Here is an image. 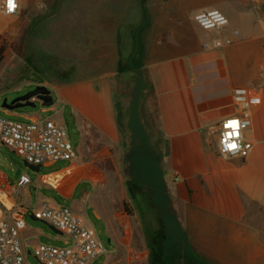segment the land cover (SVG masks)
<instances>
[{"label": "crops", "instance_id": "crops-1", "mask_svg": "<svg viewBox=\"0 0 264 264\" xmlns=\"http://www.w3.org/2000/svg\"><path fill=\"white\" fill-rule=\"evenodd\" d=\"M2 1L0 48L7 43L5 56L17 44L24 50L49 46V54L56 56L106 57L103 65L110 72L96 63L93 71L99 73L82 80L59 85L35 80L51 90L54 104L45 107L35 101L34 111L3 107L4 98L9 102L21 93L18 85L0 88V118L31 123L48 115L66 129L68 111L77 130L73 142L67 132L77 158L44 164L37 173L0 141V207L7 218L25 220L26 264H34L40 244H71L39 217L44 203L70 208L94 232L96 223L103 222L110 236L109 219L99 203L103 160L119 169L130 159L124 154L128 142L112 81L123 40L133 41L149 75L165 146L155 181L150 180L151 186L134 182L131 189L137 199L147 201L152 195L158 205L164 225L153 224L154 232L173 233L179 246L208 264H264V0H17L19 9L12 16L1 11ZM211 9L229 19L221 31L204 30L193 19ZM227 38L232 45L216 46ZM237 88L252 89L262 100L251 109L252 123L245 131L249 155L228 158L218 152L216 126L238 114L233 101ZM132 166L142 179H150V167L136 161ZM22 175L30 184L19 187ZM144 207L150 208L147 203ZM113 255L114 248L103 264ZM176 257L171 254L167 261Z\"/></svg>", "mask_w": 264, "mask_h": 264}, {"label": "rangeland", "instance_id": "rangeland-1", "mask_svg": "<svg viewBox=\"0 0 264 264\" xmlns=\"http://www.w3.org/2000/svg\"><path fill=\"white\" fill-rule=\"evenodd\" d=\"M132 43V40H123L122 54L118 55L117 69L112 73L121 130L128 142L124 154L127 152L130 159L127 163L124 161L119 169L112 166L113 162L103 160L105 178L99 203L109 219L110 236L103 222H97L96 232H92L105 245L106 255L114 248L115 255L107 264H208L190 248L179 246V242L173 240V233L164 230L154 232L153 224L164 225L158 205L151 200L152 195L149 200L141 201L131 192V189L134 191V182L151 186L153 182L150 180L155 181L157 173L161 170L165 150L158 132L156 106L149 75L142 67V60L134 53ZM49 49L51 48L48 46L45 47V51L24 50L17 44L13 50L8 51L0 64V88L18 85L16 90L24 95L36 88L35 80L54 85L82 80L99 73L93 71L97 64L102 65L98 66L103 72L110 74L109 67L103 65L106 57L94 55L62 57L49 54L52 52ZM42 117L48 119L49 116ZM65 118L68 136L73 142L76 140L77 130L68 111ZM8 119L20 121L15 118ZM135 161L138 166L150 167L149 171L146 170L150 179L145 180L137 175V168L132 166ZM154 185L157 186L156 183ZM145 203L149 209L143 208ZM128 210H132L133 214L130 215ZM174 234L176 239L180 237V233ZM110 238L113 246L108 241ZM160 243L164 247L158 250L157 245ZM159 252L162 255L160 258ZM171 254L177 257L168 262ZM104 258L105 255L96 259L95 264H103ZM32 260L34 264H41L34 255Z\"/></svg>", "mask_w": 264, "mask_h": 264}, {"label": "built area", "instance_id": "built-area-1", "mask_svg": "<svg viewBox=\"0 0 264 264\" xmlns=\"http://www.w3.org/2000/svg\"><path fill=\"white\" fill-rule=\"evenodd\" d=\"M15 9L8 11V0L1 3V11L8 16L15 15L19 9L14 0ZM194 21L204 30L221 31L229 24L227 16L219 10H201L194 14ZM233 40L227 38L216 42V46H229ZM261 96L249 88H237L233 93L238 114L228 117L217 124L218 152L228 158L247 157L250 144L245 131L251 126V109L261 103ZM236 122L238 127L230 128ZM230 134V135H229ZM0 141L20 155L27 163L44 165L57 161L70 162L78 153L70 143L66 129L52 120L21 123L0 118ZM227 143L237 147L226 149ZM30 184V178L22 175L18 185ZM39 217L48 221L71 240L65 247L40 244L35 248L37 259L43 264H91L96 258L105 255V245L96 238L80 218L68 207H54L44 203ZM26 227L23 218L9 219L0 207V264H26V251L22 233Z\"/></svg>", "mask_w": 264, "mask_h": 264}, {"label": "water", "instance_id": "water-1", "mask_svg": "<svg viewBox=\"0 0 264 264\" xmlns=\"http://www.w3.org/2000/svg\"><path fill=\"white\" fill-rule=\"evenodd\" d=\"M35 101H40L42 106L50 107L54 104L51 90L44 85H37L36 88L24 95L16 97L11 102L4 100L3 107L8 110H16L20 108L30 107L37 108ZM25 165L35 172H39L42 165H33L25 162ZM53 232H58L54 226L49 227ZM111 244V240H108ZM43 264V263H41Z\"/></svg>", "mask_w": 264, "mask_h": 264}, {"label": "clouds", "instance_id": "clouds-1", "mask_svg": "<svg viewBox=\"0 0 264 264\" xmlns=\"http://www.w3.org/2000/svg\"><path fill=\"white\" fill-rule=\"evenodd\" d=\"M16 5L14 3V0H11V3H10V0H8V11L11 12L15 9ZM230 135V134H229ZM225 145H226V149H233V145H235L237 147V145L235 143H227V141H225ZM235 147V148H236Z\"/></svg>", "mask_w": 264, "mask_h": 264}, {"label": "trees", "instance_id": "trees-1", "mask_svg": "<svg viewBox=\"0 0 264 264\" xmlns=\"http://www.w3.org/2000/svg\"><path fill=\"white\" fill-rule=\"evenodd\" d=\"M7 49V43L3 42V44L1 45L0 48V64L4 61L5 59V52ZM129 214L132 215L133 211L132 210H128Z\"/></svg>", "mask_w": 264, "mask_h": 264}, {"label": "snow or ice", "instance_id": "snow-or-ice-1", "mask_svg": "<svg viewBox=\"0 0 264 264\" xmlns=\"http://www.w3.org/2000/svg\"><path fill=\"white\" fill-rule=\"evenodd\" d=\"M10 3H11V0H10ZM227 126L230 127V128H236V127H238V124L236 122H232V123H230ZM232 147H233V150H234L236 146L233 145Z\"/></svg>", "mask_w": 264, "mask_h": 264}]
</instances>
